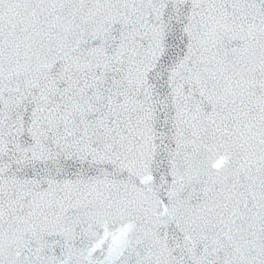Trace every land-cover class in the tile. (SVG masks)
<instances>
[{
    "label": "snow or ice",
    "instance_id": "6c2138e0",
    "mask_svg": "<svg viewBox=\"0 0 264 264\" xmlns=\"http://www.w3.org/2000/svg\"><path fill=\"white\" fill-rule=\"evenodd\" d=\"M0 264H264V0H0Z\"/></svg>",
    "mask_w": 264,
    "mask_h": 264
}]
</instances>
